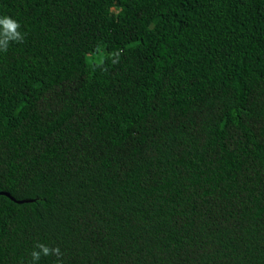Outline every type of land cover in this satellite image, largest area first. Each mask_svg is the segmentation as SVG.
<instances>
[{"label": "trees", "instance_id": "trees-1", "mask_svg": "<svg viewBox=\"0 0 264 264\" xmlns=\"http://www.w3.org/2000/svg\"><path fill=\"white\" fill-rule=\"evenodd\" d=\"M5 15L0 264H264V0Z\"/></svg>", "mask_w": 264, "mask_h": 264}, {"label": "clouds", "instance_id": "clouds-1", "mask_svg": "<svg viewBox=\"0 0 264 264\" xmlns=\"http://www.w3.org/2000/svg\"><path fill=\"white\" fill-rule=\"evenodd\" d=\"M20 27L19 23L8 17V16H0V51H3L8 46V41H20L23 39L22 33L17 31ZM40 248V252L33 251L31 253L32 262L35 264L36 261L39 260L41 254L47 255L49 253V248L44 245H37ZM53 252L58 253V249H52Z\"/></svg>", "mask_w": 264, "mask_h": 264}, {"label": "water", "instance_id": "water-1", "mask_svg": "<svg viewBox=\"0 0 264 264\" xmlns=\"http://www.w3.org/2000/svg\"><path fill=\"white\" fill-rule=\"evenodd\" d=\"M2 194H6V195H8V196H9V194H7V193H2Z\"/></svg>", "mask_w": 264, "mask_h": 264}]
</instances>
